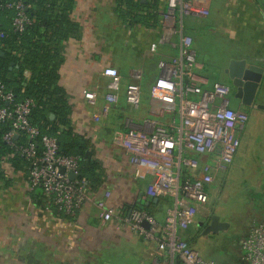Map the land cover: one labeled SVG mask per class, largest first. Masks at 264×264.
Returning <instances> with one entry per match:
<instances>
[{"label": "crops", "instance_id": "1", "mask_svg": "<svg viewBox=\"0 0 264 264\" xmlns=\"http://www.w3.org/2000/svg\"><path fill=\"white\" fill-rule=\"evenodd\" d=\"M75 1L71 17L80 24V30L78 36L64 43L59 84L68 96L73 130L91 142L88 155L97 163L99 182L95 188L86 186L85 200L71 216L58 211L46 198L40 202L33 200L27 187L28 175L6 166L0 179V264H177L166 251L157 249L156 240L137 235L118 218L121 212L145 205L161 224L167 210L173 207V200L165 194L147 193L152 177L136 175L127 153L113 140V135L130 128L148 130V121L169 126L174 117L179 122L177 111L162 109V104L150 94L160 75L157 61L170 62L178 55L179 19L175 14L174 22L164 29L160 12L165 0L159 1V18L154 25L131 22L126 15L127 18L122 16L121 12L127 13L129 9L119 3L121 0ZM198 3L209 14L184 17L182 31L192 38L195 61L215 62L200 76L205 79L202 87L210 88L215 81L227 83L223 69L228 60L246 58L248 64L263 68L254 105H264V0H198ZM152 43L156 44L155 51L150 50ZM107 66L117 69L119 77L115 82L103 74ZM134 69L140 71L139 79L132 77ZM129 83L139 86L136 107L126 102ZM84 91L95 94L93 104L84 97ZM109 92L116 94L117 101L95 121L93 115L100 113ZM254 105L230 100L229 109L246 113L247 121L252 119L248 130L256 132L252 124H264V109ZM247 121L241 130L235 131L237 151ZM262 141L260 146L264 149ZM258 156L262 157H258V164L264 165V155ZM210 158L211 155L200 156L203 162ZM224 171H216L214 175L222 178ZM258 184L256 181L255 185ZM104 192H109L107 203L115 211L109 220L98 216L95 204ZM262 197L264 202V188ZM199 214L195 216L196 227L198 222H204L199 220ZM191 226L180 234L192 247ZM217 264L246 263L239 256L233 263Z\"/></svg>", "mask_w": 264, "mask_h": 264}, {"label": "built area", "instance_id": "2", "mask_svg": "<svg viewBox=\"0 0 264 264\" xmlns=\"http://www.w3.org/2000/svg\"><path fill=\"white\" fill-rule=\"evenodd\" d=\"M0 8L14 11L13 31L22 32L29 23L26 5L21 0H0ZM175 14L180 24L178 55L170 62L157 61L160 75L150 94L162 104V109L177 111L179 122L176 123L174 117L169 126L148 121V130L130 128L113 135V140L127 153L136 175L152 177L147 193L150 196H171L173 207L167 210L161 224L149 211L140 208L121 212L118 218L137 235L156 240L157 249L166 251L177 260V264H215L200 257L180 231L194 223L197 213L207 210L214 172L226 170L232 162L237 151L235 131L244 127L247 114L229 109V86L226 83L215 81L210 88H203L205 79L192 71L195 51L191 36L182 31V19L206 17L208 9L198 0H165V7L160 12L165 30L174 22ZM0 36H3L2 32ZM155 47L156 44L152 43L150 50L155 51ZM103 74L114 82L119 77L117 69L112 66L105 67ZM131 75L139 79L140 71L134 69ZM139 93V86L129 83L126 102L138 106ZM84 97L91 104L95 102L92 92L84 91ZM105 101L100 113L93 115L95 121L107 114L109 105L117 101L116 94L107 93ZM33 104L29 97L17 100L12 88L0 79V123L7 126L1 138L27 160L28 189L39 186L44 197L58 211L72 216L86 197V184L77 179L79 159L74 155L59 154L55 138L42 134L31 123L29 115ZM19 136L24 138L23 144L14 142ZM35 142H39V149ZM202 155H211L212 158L203 162L200 160ZM70 173L75 174L73 179L69 178ZM109 196V192H104L95 202L102 220H109L115 214L107 203ZM240 245L246 264H264V225H252Z\"/></svg>", "mask_w": 264, "mask_h": 264}, {"label": "trees", "instance_id": "3", "mask_svg": "<svg viewBox=\"0 0 264 264\" xmlns=\"http://www.w3.org/2000/svg\"><path fill=\"white\" fill-rule=\"evenodd\" d=\"M21 1L26 5L29 18V23L22 32L12 30L14 11L0 8V32L3 33L0 36V51L3 52L0 55V79L7 87L12 88L17 100L26 97L33 100L29 115L31 123L42 134L55 138L59 154L78 157L77 179L84 180L86 186L95 188L99 182L96 175L97 163L89 155L84 159L85 153H90L91 142L73 130L68 96L59 84L64 43L69 38L78 36L80 30V24L71 17L76 1ZM159 1L121 0L119 3L129 9L127 13L121 14L126 15L131 22L157 24ZM50 114H53V118H50ZM6 129V124L0 123V179L4 176L6 166L28 175L27 160L1 138ZM14 142L23 144L25 140L19 136ZM35 145L37 149L40 148L39 142H35ZM30 195L36 202L45 198L39 186L30 190ZM137 208L149 211L145 205Z\"/></svg>", "mask_w": 264, "mask_h": 264}, {"label": "rangeland", "instance_id": "4", "mask_svg": "<svg viewBox=\"0 0 264 264\" xmlns=\"http://www.w3.org/2000/svg\"><path fill=\"white\" fill-rule=\"evenodd\" d=\"M211 62L215 63L213 60L199 62L196 59L193 73L204 75ZM251 120L249 118L247 121L238 151L233 162L227 166V171L222 174L223 179L214 175V181L208 191L207 210L198 215L199 220L204 223L207 222L208 216L217 215L225 223L223 229L202 234V227H196L194 223L189 230L193 238V249L200 257L212 260L215 264L223 261L233 263L237 257L242 258V239L246 237L252 225L264 222L261 206L264 165L258 164L259 158L262 159L258 155H264V149L260 146L263 145L264 124L256 126L253 123L252 128L256 132L250 131L248 126ZM256 181H259L258 185H255Z\"/></svg>", "mask_w": 264, "mask_h": 264}, {"label": "water", "instance_id": "5", "mask_svg": "<svg viewBox=\"0 0 264 264\" xmlns=\"http://www.w3.org/2000/svg\"><path fill=\"white\" fill-rule=\"evenodd\" d=\"M2 54L3 52L0 51V55ZM223 72L227 74L232 86L235 88L234 97L239 99L243 105L252 107L255 104L257 93L260 89L263 68L256 64H248L246 58L239 59L232 57L228 60ZM25 75L28 76V73L25 72ZM254 106L259 109H264L263 104ZM50 118H53V114H50ZM88 153L89 151L85 153L84 158L87 157ZM60 171L63 172L64 169L61 168ZM74 177V173L69 174L70 179ZM144 225L148 227L146 222H144ZM224 225L225 223L217 215L209 216L206 223H197L198 227H202V234L215 233L223 229Z\"/></svg>", "mask_w": 264, "mask_h": 264}, {"label": "flooded vegetation", "instance_id": "6", "mask_svg": "<svg viewBox=\"0 0 264 264\" xmlns=\"http://www.w3.org/2000/svg\"><path fill=\"white\" fill-rule=\"evenodd\" d=\"M224 75H225V79L227 81L226 84L229 86V95H228V97H229V103H230V100H238L240 102V105H243L239 99H237V98L234 97L235 88L232 86L231 80L228 78L227 74L224 73Z\"/></svg>", "mask_w": 264, "mask_h": 264}]
</instances>
